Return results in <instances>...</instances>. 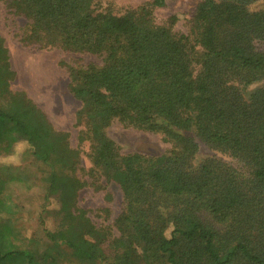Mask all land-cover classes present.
<instances>
[{
    "label": "trees",
    "instance_id": "trees-1",
    "mask_svg": "<svg viewBox=\"0 0 264 264\" xmlns=\"http://www.w3.org/2000/svg\"><path fill=\"white\" fill-rule=\"evenodd\" d=\"M99 1L9 0L26 19L23 42L101 57L99 65L67 68L80 102L78 139L88 141L94 169L123 192L118 241L132 236L124 222L145 228L130 244L142 258L126 255L118 264H264V52L256 47L264 43V0H198L190 35L154 24L152 10L165 0L123 15L97 7ZM14 76L0 37V95L10 99L8 110L0 109V157L23 142L36 159L55 158L73 172L77 152L68 134L24 91L11 90ZM256 82L262 83L245 95L243 87ZM112 120L158 132L170 148L155 157L121 154L105 133ZM195 138L228 152L246 173L238 176L216 159L195 165ZM84 185L71 172L51 174L47 192L57 201L52 213L60 229L48 236L91 259L102 239L75 206ZM3 210L0 197V264H41L9 248L13 226Z\"/></svg>",
    "mask_w": 264,
    "mask_h": 264
},
{
    "label": "rangeland",
    "instance_id": "rangeland-1",
    "mask_svg": "<svg viewBox=\"0 0 264 264\" xmlns=\"http://www.w3.org/2000/svg\"><path fill=\"white\" fill-rule=\"evenodd\" d=\"M149 1L151 0H100L97 7L123 15ZM197 2L198 0H165L162 6L152 10L154 24L170 26L175 33L190 35ZM13 9L9 0H0V37L8 50L11 68L15 73L10 88L12 91H24L45 113L56 130L68 134L70 147L77 152V156L73 172L62 167L55 158L46 162L36 159L31 149L23 142L17 144L11 155L0 157V165H4L0 167V197L5 208L2 215L10 220L14 235L8 241L9 248L28 252L41 264H118L119 258L126 255L132 260H140L142 257H136L131 252L130 244L140 242L139 231L145 229L144 225L124 222L122 227L129 230L132 236L124 234L121 243L118 241L120 231L116 218L126 206L122 189L118 182L107 180L94 169L89 158L88 141H79L80 128L75 125L74 115L80 107V102L69 90L70 77L67 67L88 63L99 65L101 57L69 52L59 47L41 48L23 42L21 36L25 30L26 19L21 14L14 13ZM136 16L140 17V13L136 12ZM172 16L176 17V20L170 23ZM256 47L264 52V43H257ZM261 83L243 87L244 94L247 95L258 88ZM9 100V94L0 95V109L7 111ZM105 133L121 154L138 153L155 157L170 148L162 134L127 126L118 120H112L105 128ZM195 140L198 143L195 165L208 159H216L224 167L235 170L238 176L240 173H246V169H242L239 162L228 152L210 146L198 138ZM70 172L86 182V185L77 191L75 206L82 210L94 228L98 229L102 239L98 242L97 256L91 259L73 256L72 249L65 241L50 239L48 236V233L60 229L52 213L53 209L58 208L57 201L48 197L47 192L50 176L52 173L69 175ZM153 228L155 229L156 225H153ZM218 229L220 232L223 225ZM170 231L171 227H167L164 236L169 237ZM86 238L94 241L89 236ZM135 249L139 253L141 247L136 246Z\"/></svg>",
    "mask_w": 264,
    "mask_h": 264
}]
</instances>
